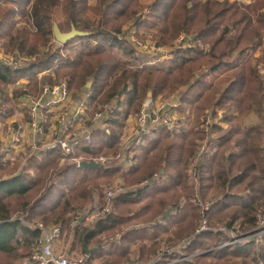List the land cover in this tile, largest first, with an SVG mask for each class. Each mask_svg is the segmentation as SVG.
I'll list each match as a JSON object with an SVG mask.
<instances>
[{
	"label": "trees",
	"instance_id": "obj_1",
	"mask_svg": "<svg viewBox=\"0 0 264 264\" xmlns=\"http://www.w3.org/2000/svg\"><path fill=\"white\" fill-rule=\"evenodd\" d=\"M142 1L0 0V38H8L9 49L35 58L17 68L0 61V95L10 102L3 88L21 79L28 83L14 88L15 97L38 96L41 85L55 78L58 82L66 78L74 93L92 82L95 97L100 101L117 98L119 110L107 128L95 134L93 143L78 147L75 154L100 155L119 151L127 119L141 110L149 92L153 97H168L189 88L180 110L194 96L199 112L210 109L217 117L224 110L223 119L229 124L224 128L213 125L219 149L206 156L200 168L201 194L211 202L208 215L212 221L237 224L248 231L256 226L257 212L264 206V48L260 55L249 53L264 41V0ZM56 8L61 9L59 21L53 16ZM55 22L63 32L75 25L89 33L70 39L57 50L42 51L54 36ZM130 22L135 24L136 35L142 36L139 30L145 28L159 45L173 47L170 59L153 69L142 66L145 60L120 36ZM180 38L190 40L189 46L179 43ZM220 71L226 74L217 84H227L219 95L199 90L210 74ZM250 113L260 117L259 124L243 126V118ZM206 135L208 130L203 127L180 132L162 129L138 153V163L127 178L134 184L146 177L153 179L151 188L139 190L136 197L122 194L116 200L120 215L110 213L78 226L75 246H100L99 234L141 221L146 225L126 231L122 241L111 248L121 252L119 257H127L132 245L141 242L140 258L149 262L159 249L161 235L165 234L162 240L169 244L192 235L201 212L197 205L182 204L181 199L183 194H194L187 165L195 155L196 140ZM232 143L237 152L227 153ZM60 157L58 149L46 151L40 159L32 156L19 173L17 166L0 163V264H15L35 253L36 239L42 234L29 223L66 222L69 212L83 206L95 188L120 173L117 164L91 168L67 160L61 165ZM162 214L160 223L147 224ZM217 239L225 241L213 231L198 234L186 250L207 249L204 240L213 246ZM176 256L166 253L160 262ZM179 263L264 264V240L259 246L214 248Z\"/></svg>",
	"mask_w": 264,
	"mask_h": 264
},
{
	"label": "built area",
	"instance_id": "obj_2",
	"mask_svg": "<svg viewBox=\"0 0 264 264\" xmlns=\"http://www.w3.org/2000/svg\"><path fill=\"white\" fill-rule=\"evenodd\" d=\"M142 44L141 41H139ZM18 50H14L16 55ZM25 57L22 54L20 58ZM27 58V57H25ZM6 65L20 67L21 64L13 60H1ZM17 87L15 85L13 89ZM40 95L22 96L18 105L23 114L20 120L9 124L6 132L0 139V163H12L21 161L26 165L27 158L35 156L42 158L46 151L58 149L60 151V163L71 160L81 165L82 161H89L103 165L117 164L121 166V172H130L138 163L137 148L145 146L149 138H154L162 129L174 127L173 108H169L163 102L154 103L148 100L136 114L133 124L129 122L125 125V130L119 140L120 150L115 155H102L96 157L92 154H75L78 147L91 145L95 138V133L107 128L111 118L119 110L117 98L100 101L95 97L93 90L87 85L79 92L74 93L68 82L43 83L40 87ZM2 101L0 100V113L2 112ZM202 122V127L208 130L207 137L201 140V153L191 162L193 168L192 179H197L204 158L216 147L215 136L210 137V127L215 119L212 110L208 109ZM6 137V138H5ZM205 156V157H204ZM190 164V167H191ZM190 169V168H189ZM200 177V174H199ZM201 178V177H200ZM151 181L147 178L139 182L138 186L125 189L121 183L117 189H107L103 198H94L84 209L70 214L73 227L80 225L87 226L95 221L104 219L113 210L115 202L121 194H135L139 189L150 188ZM187 203L186 201L183 204ZM202 201H199L201 205ZM201 223L196 228V234L213 231L215 233H227L231 239L229 242L237 243L240 239L250 241L264 239V207L259 209L257 214V224L248 231L239 232V239L233 234L234 227H215L208 218L210 204H202ZM175 213V210L172 212ZM41 230V236L36 239L35 253L30 258H25L23 264H87L89 255L84 252L66 251L60 249L57 244L63 240L65 233L63 227L58 224L52 226H37ZM235 238V239H233ZM263 239V240H262ZM248 240V241H249ZM191 240L186 239L179 248L175 249L180 253L188 246ZM109 244L114 241H108ZM168 254L170 252H167ZM165 254H158L154 260L148 263L135 264H169L170 262H160ZM186 258V257H184Z\"/></svg>",
	"mask_w": 264,
	"mask_h": 264
},
{
	"label": "rangeland",
	"instance_id": "obj_3",
	"mask_svg": "<svg viewBox=\"0 0 264 264\" xmlns=\"http://www.w3.org/2000/svg\"><path fill=\"white\" fill-rule=\"evenodd\" d=\"M93 1L94 0H90L91 3H93ZM240 1H244L246 3H250V0H240ZM142 2L143 3H147L148 0H143ZM53 16L55 17L56 21L61 20L62 19V17H61V9L60 8H56L54 10ZM91 16H92V14H91ZM18 18H20V17H18ZM139 31H140L141 35L143 34L142 36L136 35L135 24L133 22H130V23H128V24L123 26V31H122V33H120V36L122 38L128 40L130 42V44L132 45V47L134 48V50L136 51V53L138 54V56H141L143 58V60H145L144 64H142V66L146 65L144 67H149V68L153 69V68H156L158 63H160V62H162L164 60L170 59V57H171V49L173 47L159 45L156 42V40L152 37L153 33H146V32H149V31H147L145 28H141ZM50 41L51 42L47 45V47H42V51H47L49 49L57 50V49L61 48L64 45L63 43L58 41L55 38V36H53V38ZM139 41H141L142 44H140ZM181 41L185 44V46H189V44H190V40H187V42H184V40H182V38H180L178 40V42L181 43ZM8 43L9 42H8V38L7 37L0 38V61L1 60L10 59L11 61L13 60V63L18 62L21 65H23V64L28 63V62H30L32 60H35L34 56H30V57L29 56H25L27 58H25V57L20 58V56H22V53L19 52V51H17V54L15 55L13 53L14 50H11V49L8 48ZM261 45L262 46H258L257 48H254V49L250 50L249 53L250 54L255 53L254 55L262 54L261 53V49L264 48V41L262 42ZM45 73L46 72L39 73V76L42 77ZM215 78L217 79V77H215ZM65 81H67L66 78H65V80H61L59 82L55 78L54 82H49V83H60V82H65ZM27 83H28L27 79H21L19 82L15 83V84H10L9 86L3 88V91L4 92L6 91L7 94H9L10 102H7L2 97V95H0V100L2 101V103H1L2 112H3L2 116H0V139L5 134L7 126L9 124H13L14 125V122L16 120L17 121L20 120L21 116L23 114L22 110L20 109V107L18 105V101H19V99L22 96L15 97L14 94H13V90L14 89H12V91H10V89H11V87H14L15 85L24 86V85H27ZM226 84H227V81L223 82L221 85H218V84L216 85V84H213V83H206V85H205L204 83H202L199 86V90H201L202 92H206V91H209L208 89H211V91L213 90L214 93L219 95L220 92L223 91V88H224V86H226ZM90 88H91V86H90ZM188 89L189 88H187V87H183L178 92L173 93V94H171L168 97H165V96H162V95H159L158 97H153V93L151 92L152 96H149V94H148V97L145 99L144 104L148 100H151L152 102L155 101L154 103L163 102L169 108H171V107L173 108V114L175 116L173 121H174V125L175 126L172 127V129L168 128L170 131L172 130L174 132H176V131L180 132V131H189V129H194V128H198V127L201 128L203 126L202 125L203 119L206 116L205 113H207V112L201 113V112H199L197 110V107H196L197 98L195 99V97L192 96L191 98L193 100L195 99L194 100L195 102H192L193 100L190 101L191 100L190 99L187 103H185V105H183L185 107L184 110H180L179 109L181 107L182 103H183L182 102V98L188 92ZM80 90L81 89H79L78 92ZM106 101H108V100H106ZM136 114L130 115V117L127 119V120L132 122V123L129 122V124H133ZM247 116H245L243 118V120H242L243 126H245V125H258L259 124L260 117L258 115L257 116L259 118V121L257 123H247L248 122L247 119H246ZM131 117H133V118H131ZM223 117H224V110H222V112H221V114L219 116L214 117V119L220 121V120L223 119ZM125 129L126 128H124V130ZM124 130H123V132H124ZM123 132L120 134V138H121V135L123 134ZM158 133L156 134V136L158 135ZM210 135H211L210 137H212L213 135H217L216 136V142L218 141L217 139L219 138V135H218L216 130L213 131L212 129H210ZM205 137H207V135ZM205 137H203V138H205ZM203 138H198L196 140V142H197L196 152H195V155L190 157L189 163L187 165V170H186L187 173H188V178H189V180H188L189 186H190V188L191 187L193 188L194 194H191V195L183 194L182 199H181V203L182 204H183L184 201H186L187 204L193 203V204L197 205L198 208H199V212H201V209H203L202 208V204L207 203V204H210V206H211L210 200L209 201L206 200L204 195L201 194L202 181H201V178L199 177V174H201V172L198 170L197 179L195 178V179H192V181L190 180L191 179L190 177H192V174H193V168H192L191 162L194 161L196 156L200 155V153H201L200 149H201V145H202L201 141L204 140ZM201 139H203V140H201ZM263 140H264V136H263ZM232 146H233V143L230 146V148L227 149V153L234 152V151L237 152V147L236 146L232 147ZM262 146L264 148V141H263ZM218 149H219V146L217 145L212 150V152L209 153L207 156L213 155ZM116 153H106V154L102 153L100 155H96V154H92V155H94L96 157H99V156H102L104 154L105 155H115ZM137 153H138V150H137ZM204 160H205V158H204ZM27 163H26V165H23V164H21V162H15L14 164H12L10 162L9 163H4L3 162V165H7V167L9 166L11 168H14L15 166H17V172L16 173H18L19 169H21V168H22L21 171L25 170V168L27 167ZM193 163H195V161ZM190 164H191V167H190ZM130 174H131V171L128 172V173L120 171V173L117 176H114V177L108 179V181H105L102 184H100V187L95 188L92 197H90V199H88L86 201V203L83 204V206H81L80 208L74 209V210L69 212V214L67 215L68 217H67L66 222L59 221V222H51L50 224H45L44 222H42L40 220H34V222H31L29 224L31 226H36V227L40 226V225L52 226V224H58V225H61L63 227V231L65 233V236H68L69 233L73 232L72 231L73 230V224L71 222V220H73V218H71L70 214L73 213V212H76V211L84 209L92 200H94V198H98V199L101 200L103 198L104 192L107 189L115 190V189H117L120 186L121 183L123 184V187L125 189H129V188H133L135 186H138L139 185V181L137 182L138 184L137 183H135V184L134 183H129L127 178L130 177ZM144 179L145 178H143L142 180H144ZM147 179L149 181H151V184L149 183L150 184V188H151V186L153 185L154 181H153V179H149V178H147ZM178 189L181 190V186H179ZM118 190H119V188H118ZM139 190H141V189H139ZM138 191L135 194H132V195L134 197H136V194L138 193ZM119 198H121V196H119L117 199H119ZM200 200L202 201L201 205L199 204ZM117 206L118 205H117V201H116L115 205L113 207V210L111 212V215H118L119 214V212L117 210ZM258 212H257V214H258ZM163 217H164V214L159 215L155 219L149 221V223H147V224L150 225V226H154L155 224L160 223L162 221ZM201 217H202V212H201ZM201 217H200L199 223H201V221H202ZM208 218L210 220V222L208 221L209 225H210V223L214 224L215 227H223V226H227L228 225L226 222L212 221L210 219L209 215H208ZM199 223H198V225H199ZM144 225H146V224L142 223L141 221L133 223V224H122L121 227L116 228L113 231L105 232V237H106V239L108 241H114L113 242L114 244H118V243H120L122 241V238L125 235L127 230L137 229V228L142 227ZM230 227H234V228H231V229H234V233L233 234L239 239L240 238L239 237V235H240L239 232H244V231L242 229H239V226H237V224L234 225V226H230ZM162 236H165V234H163L160 237H158V241H161V244H160L159 249L157 250V252L150 256L151 259L149 260V262L154 260L159 253L160 254H166L167 252H170L169 254H173L175 252V249H180L179 247L181 245H184V244H182V242L185 241L186 239L191 240L190 242L187 243L189 245L192 242V240L194 238H196L197 234H196V229H195V232L192 235H190L188 237H184V238L180 239L179 241L175 242L174 244H169V243L166 242V240H162V238H163ZM220 236H223L225 238V241L222 242V240L217 239L215 241L216 243L213 244V246H209L210 243L208 242V240H204V244L207 245L209 248H207V249L197 248L196 250H193L190 253L187 252V250H186L187 248H185V249H183L182 252L175 254L177 256H176V258L174 260L169 257V259H167L166 261H169L170 262L169 264H177L180 261L193 260L195 256L200 255V254L201 255L202 254H206L207 252H210L211 250H214V248H218V249L219 248H225L227 246H231V245H234V244L241 246V245H245V244H249V243H253L256 246L257 245L259 246L263 242V241L262 242H258V240L250 241L249 238H248L245 241L243 239H240V241L237 242V243H231V242H229L231 237L227 233L225 234L223 232H220ZM101 239H103V238H101ZM233 239H235V238H233ZM140 243L138 242L137 244L136 243L133 244L131 248L134 250V252L130 253L129 256H127V257L124 256V258L123 257L120 258L119 261L122 262V264L148 263V262H145L144 260H142L140 258L139 251H138V250H140L139 249V244ZM184 257H186V258H184ZM24 259L25 258L17 259L15 261V264H22ZM236 259L239 260L240 258H236ZM112 261L115 262V260H112ZM114 264H116V263H114Z\"/></svg>",
	"mask_w": 264,
	"mask_h": 264
},
{
	"label": "crops",
	"instance_id": "obj_4",
	"mask_svg": "<svg viewBox=\"0 0 264 264\" xmlns=\"http://www.w3.org/2000/svg\"><path fill=\"white\" fill-rule=\"evenodd\" d=\"M250 2H251V0H250ZM224 74H226V72H224V71H220V72H215V73H213V74H210L209 76H208V79L205 81V85H206V83H213V84H216L217 85V80L220 78V77H223V75ZM215 77H217V79L215 78ZM12 89H13V87H11V89H10V91H12ZM208 90H211V89H208ZM213 91V90H212ZM216 94V93H215ZM196 99V98H195ZM194 99V100H195ZM221 112H222V110H219L218 111V116L221 114ZM216 117V116H215ZM131 118H133V117H131ZM247 123H257L258 121H259V118H258V116L255 114V113H251V114H249L248 116H247ZM127 122H130V123H132L131 121H129V120H127ZM126 122V123H127ZM214 124V126L215 125H221L223 128L224 127H228L229 126V124H228V122L227 121H225L224 119L223 120H216L215 119V122L213 123ZM126 125V124H125ZM214 126L212 127H210V129H212L213 131H215V129H214ZM124 128H125V126H124ZM97 133V132H96ZM95 133V134H96ZM215 136V138H214V142L216 143V146H217V143L218 142H216V136L217 135H214ZM153 138H149L148 140H147V142H146V145L145 146H147L148 144V142L149 141H151ZM204 139V138H203ZM217 140H219V138L217 139ZM144 147V145L143 146H139L138 148H137V150H138V153H141V150H142V148ZM137 153V160L139 159V155L140 154H138ZM31 158V157H30ZM29 159V157L27 158V160ZM17 162H21L20 160L19 161H17ZM27 166H28V164H27ZM134 168V167H133ZM132 168V169H133ZM22 169V168H21ZM21 169H19V172H21ZM120 171H121V166H120ZM18 172V173H19ZM147 189H149V188H147ZM144 202V201H143ZM140 204H142V203H140ZM78 227H73V232H71V233H69V235L68 236H65L64 238H63V240H60V242H58V244H57V246L60 248V249H62V250H66V251H76V252H84L86 255H89V257H88V259H87V264H114L115 262L117 263V264H122V262H120L119 260H120V258H122V257H119L118 256V253H121L120 251L119 252H117L118 250H114L113 248H111V246L114 244V243H111V244H109V242H108V240L106 239V237H105V232L104 233H102V234H99V239H100V246H98V245H94V243H91V245H93V246H90V247H85V246H83V245H80V246H75V242H76V233H75V231H76V229H77ZM130 230H132V229H130ZM128 231V230H127ZM103 238L102 240L104 241L103 243H102V240H101V238ZM141 239V238H140ZM139 238H137V240H140ZM85 249H88V250H91V252H89L88 250H85ZM139 251V250H138ZM132 252H134V250L131 248V253ZM140 255V254H139ZM124 258V257H123ZM112 260H115V262H113ZM24 261V260H23ZM22 264H23V262H22Z\"/></svg>",
	"mask_w": 264,
	"mask_h": 264
},
{
	"label": "water",
	"instance_id": "obj_5",
	"mask_svg": "<svg viewBox=\"0 0 264 264\" xmlns=\"http://www.w3.org/2000/svg\"><path fill=\"white\" fill-rule=\"evenodd\" d=\"M89 32L87 31H80L76 28L75 25L72 26V29L70 31H62L58 25V23L54 24V36L55 38L60 41L61 43H67L70 39L76 37V36H82L83 34H87ZM87 86H92V82H88ZM149 96H152V93H149ZM81 167H91V168H102L103 166L99 163L89 162V161H82ZM88 250V249H85ZM91 252V250H88Z\"/></svg>",
	"mask_w": 264,
	"mask_h": 264
}]
</instances>
